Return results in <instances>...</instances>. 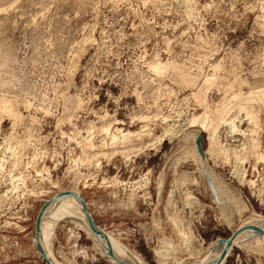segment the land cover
<instances>
[{"label": "rangeland", "instance_id": "rangeland-1", "mask_svg": "<svg viewBox=\"0 0 264 264\" xmlns=\"http://www.w3.org/2000/svg\"><path fill=\"white\" fill-rule=\"evenodd\" d=\"M156 63L164 71L156 73ZM256 91L263 100L251 104L259 120L252 124L227 98L239 93L246 103ZM222 106L238 132L220 124L210 142L208 132L191 130L234 211L212 199L200 167L180 160L195 138L182 139L185 123ZM115 129L133 137L111 147ZM244 143L239 182L231 161ZM256 153L264 155V0H0V264H44L33 243L37 217L69 191L100 230L146 264H194L199 250L227 241L251 215L264 218V160ZM182 172L193 181L176 187ZM172 212L189 242L168 222ZM70 228L59 221L54 230L55 263L110 264ZM167 239L173 246L161 257ZM224 264H264V254L233 248Z\"/></svg>", "mask_w": 264, "mask_h": 264}, {"label": "bare ground", "instance_id": "bare-ground-1", "mask_svg": "<svg viewBox=\"0 0 264 264\" xmlns=\"http://www.w3.org/2000/svg\"><path fill=\"white\" fill-rule=\"evenodd\" d=\"M165 66H166L165 64L164 65L163 64L160 65L159 63L158 64L156 63L155 65L152 66V68L154 69V71L156 73H161L162 71H164ZM212 68H213V66H212ZM213 69L216 71V69H218V68L216 67V69H215V67H214ZM214 70H213V72H214ZM205 78H208L207 75L205 76ZM205 78H204V80H205ZM208 79H211L212 81H214L213 80L214 79L213 76L211 78L209 77ZM208 79H206V80H208ZM211 80L206 81V84H208V86H212V84H214V82H211ZM189 82L191 84L193 82L192 79ZM202 82H204V81H202ZM261 92L260 91H256V92L250 93V95L245 98V101H246V103L244 102L245 104L244 103H241V97H240V94L239 93L238 94L233 93L230 98H227V97L226 98H227V100L228 99H231V101L237 106V108H239L237 110H239V111L241 110V111L245 112L244 114H245L246 118H248V120H249L248 122H252V124L253 123L255 124L256 119H257L256 118V115L257 114H255L256 111H253V109L251 108V104L253 102H255V101L262 102V100H263V94ZM221 101H223V103H224V100L223 99ZM231 101H228V102L231 103ZM231 104H229V105L231 106ZM6 107H7V110L9 111L8 113H10V114H12L14 116V113H13L12 108L9 107V106H6ZM222 107H220V110L217 111V113H215V114H210L209 112H207L206 110H204L205 113H202L201 118H192V119L188 120L185 123V125H184V128L186 129V131H184V132H183L182 128H180V131H177V132L168 131V130L167 131L169 132L168 133L169 137L170 138H173V139L176 138L181 132H183L182 133V139H189V138L191 139L192 137H195L192 148H190L189 150H187L184 153L185 156H182V158L180 160L183 161V162H185V161H189L190 162L191 161L196 166V171L200 167L201 173L202 174H205L208 177V179H209V184L212 187V194H211L212 195V199L217 204H219V205L222 202L225 203L226 205H228V207H230V209L232 211H234L235 209H234L233 205L230 203V201L228 200V197L226 196V190L225 189L224 190L221 189L222 182L219 180L218 175H216L215 172L212 169H210L209 166H207L206 160L204 158V153H202V151H199V147L196 144V139L199 136V132L198 131L191 130L193 127H195L200 132H202V131L208 132L207 134H208V139H209L210 142L213 141V138L215 137V133L217 131V128L220 126V124H223V125L225 124V126L228 127V130H229L228 131V134H232L233 132L237 131L236 130V127L233 124V121L230 120V119H225V117L227 116V111H230V110H228V109L226 110L227 107L226 108L224 106H222ZM228 108H230V107H228ZM3 110H4V108H3ZM1 111H2V109H1ZM206 113H208L209 115H207ZM118 123H120V122H118ZM253 126H255V125H253ZM256 127H258L257 124H256ZM108 128H109V125H108ZM110 128H111V125H110ZM107 129H103V130L106 131V133H107V132H109ZM147 131H149V130H147ZM114 132L115 133H112V134L110 133L111 135L110 134L108 135L109 136L108 137L109 138L108 140L110 141V146L111 147H112L113 144H115L119 140L120 141H123L124 143L123 142H121V143L125 144L126 141H128V139H127V138H129L128 136L132 134V133H129V132H126V134H123L121 130H117V129H115ZM141 132H143V131H141ZM98 133H99V131L97 132V134ZM107 134H105V135H107ZM139 134H142V133H139ZM102 135L104 136V133ZM144 135L146 136L147 135V132ZM131 137H133V136L131 135ZM136 138H137V136H136ZM138 138H140V135H138ZM250 138H252V137H250ZM149 139L151 140L153 138H150L149 137ZM86 140H80V141L82 142V141H86ZM150 140H149V142H150ZM253 140H252V142H253ZM131 141H132V139H131ZM102 142H100V143L102 144ZM248 142L251 144L250 141H248ZM256 142H257V140H256ZM104 143H103V145H104ZM92 144H94V143H92ZM101 144H99V146ZM118 144H120V142ZM82 145H84V144L82 143ZM116 145H117V143H116ZM244 145H245V143L242 145V149L240 150L241 153L238 152V154H235L234 157H233V160L231 161V163H232V166L231 167H233V168H232V171H231L230 174H232L239 182H241L242 179H243V177H242V175L240 173V168H242V167H240V166L243 163V161L246 159L245 158V155L242 154V153H244L246 151V147H244ZM249 145H248V148L251 147ZM92 146H94V145H91V147H90L91 150H92ZM86 147L89 150L88 145H86ZM103 147H105V145ZM113 147H115V146H113ZM254 147L255 146L252 145V147L250 148V150L252 151ZM80 148H82V147H80ZM95 148H98V147L95 146ZM123 150H124V148H123ZM250 150H247V151H250ZM81 151H82V149H81ZM130 151H133V148ZM217 151L218 152H221V154H224L225 155V156L223 155L224 156V160H225L224 163L227 162V161H229L228 157L226 156V155H228V152L226 150H223V148L217 147ZM122 152L124 153V151H122ZM122 152H121V155H123ZM204 152H205V154H206L207 157L211 158L212 155H210L211 154V151L210 150H207V151L205 150ZM253 152H254V150L252 151V153ZM84 153H86V152H84ZM129 153H131V152H129ZM129 153H128V155H130ZM100 154H101V152H100ZM215 154H217V153L215 152ZM219 154H218V156H219ZM97 155H96V158L94 157L93 159H95V160L97 159L98 160V158L100 157V155H99V157ZM104 155H106V154L104 153ZM124 155H126V154H124ZM101 156H102V154H101ZM87 157H89V156H87ZM255 158H256V160L257 159H260L262 161V160H264V155H262V154L259 155V154L256 153ZM76 159H77V157H76ZM83 159H84V157H83ZM88 159L86 161H88ZM91 160L92 159H90L89 162H91ZM0 161H1V159H0ZM79 161H82V160H79ZM94 161H92V162H94ZM76 162H77V160H76ZM84 162H85V160L83 161V163ZM2 163L3 162L0 163V167H2V165H3ZM179 163H181V162H179ZM78 164H79V162H78ZM82 165L81 166L79 165V166L80 167H86V166H82ZM192 181H193V179L189 178V174L187 172H182V173H180V174H178V175H176L174 177V184H177L176 187H179L181 185H186L187 182H192ZM194 183H195V181H194ZM78 194L79 193L77 191L61 192L58 195H56L54 199L46 202L41 207V210L39 212V215L37 217V222H36L37 225H38V229H39V240H40L39 245H40V247H41V249H42V251H43L46 259L48 260L49 264H61V263H55L54 262V259L51 256L52 244H53V241H54V238H55L54 230L58 226V222L59 221H64V222L68 223L71 226L72 229L74 228V229H77V230H80V231L84 232L85 235L88 236L89 239H91V241H92L95 249L104 258H106L107 261L110 264H116L113 261L112 258H114L115 260H117L118 264H120V263L121 264L122 263H124V264H146L143 261L142 257H140L135 252H132L131 250L129 251V249L125 245L120 244V242L117 239L113 238L109 233H106V232L100 230L98 227L97 228H98V230L101 233V237L100 238L97 237L96 233L94 232V229H93L92 225L84 219V216H87V215L83 211V209H84L83 208L84 207V203L81 202V198L78 196ZM190 197H191L190 196V193H187L185 191L184 192V198H185L184 200H185V202L188 205L191 204ZM231 198H232L233 203L236 206H238L239 205L238 198L236 196H231ZM169 203L173 205V203L171 202V199H169ZM169 203L167 204V206H169ZM129 204H131V203H129ZM219 205L217 206V209H219V211H222V210H225L226 209L225 207L222 209ZM250 218H251V220L246 221V222H243L239 227H236V229L233 231L232 236L229 237V239H228L230 242L219 241V242H217L215 244H211L210 246H208L205 249H201L200 248L201 250H199V252H200L198 254L199 256L194 260V264H224L226 262V259L231 254L233 248H244L247 251L248 250L249 251L251 250L252 252L254 251L256 253L264 254V218L263 217H260L259 215H256V214L255 215H251ZM168 220H169L168 222H170V224L173 226V228L175 227V230L179 234V236H181V237L184 236L186 238L187 242H189L190 232L187 231L188 229L186 230V229H184V228H182L180 226L179 227L177 226L178 222L180 221V216H178L176 214V212L175 213L172 212V213H170V217L168 218ZM226 220H227V217H226ZM71 228H70V230H72ZM180 228H182V229H180ZM94 237H95L96 240L99 241L100 246L103 249H106L108 251V254L109 253L111 254V255H109L111 257H109L105 253L103 254V252L100 251V249L98 248V245H97L96 240L94 239ZM170 240L167 239V241H165V242L162 241L163 248H162V250L160 252H158V254L161 255V257L162 256L164 257V256L169 255L167 250H169V248H171L173 246V244H172V242ZM33 243H34V246H35L36 245L35 244L36 243V239L35 238H33ZM186 243H184V245ZM174 247H176V246H174ZM184 247L185 246H183V248ZM169 251L171 252V250H169ZM163 260H165V259L163 258ZM161 261H162V259H161Z\"/></svg>", "mask_w": 264, "mask_h": 264}, {"label": "water", "instance_id": "water-1", "mask_svg": "<svg viewBox=\"0 0 264 264\" xmlns=\"http://www.w3.org/2000/svg\"><path fill=\"white\" fill-rule=\"evenodd\" d=\"M200 137H201V136H200V134H199V136H198L197 139H196V144H197L198 147H199V151H202L201 144H200ZM208 180H209V179H208ZM84 219L92 225V227H93V229H94V232L96 233L97 237L100 238V237H101V233H100V231L98 230L97 226L94 224L92 218H91L90 216H84ZM35 236H36V243H35V244H36V250H37V252L39 253V255L42 257V260L44 261V264H49L48 260L46 259L45 255H44V253H43V251H42V249L40 248V245H39V243H38V239H39L38 229H36ZM226 242H230V241L227 239ZM104 251H105L106 254H108V251H107L106 249H104ZM108 255H111V254L109 253ZM120 264H121V263H120ZM122 264H124V263H122Z\"/></svg>", "mask_w": 264, "mask_h": 264}]
</instances>
